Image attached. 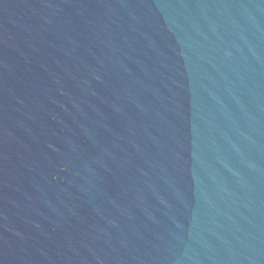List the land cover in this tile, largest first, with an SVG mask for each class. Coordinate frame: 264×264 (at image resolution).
I'll return each instance as SVG.
<instances>
[{"label":"water","instance_id":"obj_1","mask_svg":"<svg viewBox=\"0 0 264 264\" xmlns=\"http://www.w3.org/2000/svg\"><path fill=\"white\" fill-rule=\"evenodd\" d=\"M0 264H264V0H0Z\"/></svg>","mask_w":264,"mask_h":264}]
</instances>
